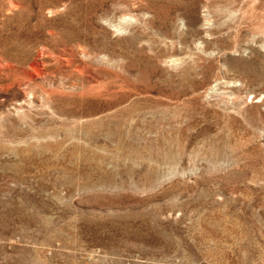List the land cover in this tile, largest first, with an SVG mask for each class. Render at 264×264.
<instances>
[{"label":"rangeland","instance_id":"rangeland-1","mask_svg":"<svg viewBox=\"0 0 264 264\" xmlns=\"http://www.w3.org/2000/svg\"><path fill=\"white\" fill-rule=\"evenodd\" d=\"M0 264H264V0H0Z\"/></svg>","mask_w":264,"mask_h":264}]
</instances>
